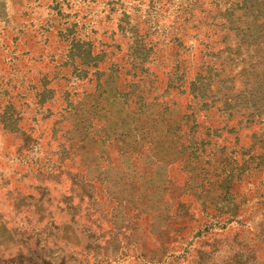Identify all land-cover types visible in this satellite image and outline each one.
Instances as JSON below:
<instances>
[{
  "label": "rangeland",
  "instance_id": "1",
  "mask_svg": "<svg viewBox=\"0 0 264 264\" xmlns=\"http://www.w3.org/2000/svg\"><path fill=\"white\" fill-rule=\"evenodd\" d=\"M244 1L0 0V264H264V122L187 91L223 37L217 96L264 81V0Z\"/></svg>",
  "mask_w": 264,
  "mask_h": 264
},
{
  "label": "trees",
  "instance_id": "2",
  "mask_svg": "<svg viewBox=\"0 0 264 264\" xmlns=\"http://www.w3.org/2000/svg\"><path fill=\"white\" fill-rule=\"evenodd\" d=\"M248 3V7L251 9L255 7V5H253L254 3H256V1L254 0H249L244 1L243 4H247ZM262 6H260L259 8L253 9L251 10L252 14H255L256 18H259L260 15L263 14L264 11V3L261 4ZM194 10L192 9L190 11V14L193 12ZM185 13V10L182 8H178L176 16L177 17H182ZM210 18L215 19L216 18V14H211ZM177 34L175 36V40H180L182 37L181 31L183 30V26H184V19L181 18V20H179V22H177ZM119 31H122L120 28H118L117 30H111L112 33H117ZM164 39V38H163ZM225 38L223 37L222 40H217L216 43L214 45L211 46V50L209 51V53H204L202 54L201 51H195V49H193L192 55H191V61H194L197 58H201L200 63L201 66L197 69L196 73L194 74L193 78H191L188 81V97L190 98V101H192V99L195 97H200V98H204L206 99V101L204 102L205 105H208L209 100L212 99V103L214 104V110L211 113L216 114L217 112H229L230 114H232V112H234V110H236V105H240V109L237 110V112L239 113V117H243L245 114L244 110L247 109L249 107V109H254L250 112V114H248V117H252V115H254L257 118H260V122L259 124L264 122V114L262 115V112L264 111V81L261 82V84H259V86L256 84H252L251 82L248 83V87H246L243 91L238 90L235 91V86H233V80H231L230 84H227V92H223V96H217L218 94V90L215 89L216 87L219 88V86L223 85L226 82H229L226 78H224L222 76V71L224 70L223 68V64L221 62L218 61H214L213 57L216 56V54L220 51H225L227 48H220L219 46H217L218 43L222 42ZM136 42H134V47L132 52L130 53V55L133 57V61L135 62H140L141 64L145 63L146 61H150L151 59V54L149 52V50L146 48V44L144 43L143 40H139L136 38ZM171 39H169L167 42H170ZM151 43H155L154 46H156L157 44H159L161 42L160 39L154 40L151 39L150 41ZM182 42H179V45H181ZM119 45V44H118ZM194 46V45H192ZM195 47V46H194ZM78 53L79 50H77ZM113 51H111L110 56L113 55L112 54ZM81 61V65L87 69L83 70L85 72L88 71L90 66H93V74H97L98 76L101 75V73L103 70L101 68V64H107V61L104 59V54L102 56L98 55V54H94L93 52L87 51L85 54H79L78 55ZM203 56H207L209 57V61H203ZM70 59H72V57L70 56ZM107 59V58H106ZM219 59V58H218ZM108 60V59H107ZM151 62V61H150ZM196 63V60H195ZM259 62H257L256 60H251L248 63V67L247 68H251L252 66L254 67V69H257V65ZM105 69H111L109 68H105ZM135 84H137V86H140V80L138 82H135ZM140 84V85H139ZM230 85V86H229ZM254 86V87H253ZM98 87V86H97ZM256 87V88H255ZM48 91V92H47ZM47 92V93H46ZM52 93L53 89H49L47 87L44 88L43 93L42 94H37L38 96V103L39 105L42 107L44 106V104H46L47 100H46V96H48V93ZM71 91H66V94L69 95ZM103 93V92H102ZM138 94H135V96H137L139 99L144 98L141 90H139L137 92ZM141 93V94H140ZM118 94L120 96L127 97V95L129 94V92H126V94L121 95V91L118 92ZM72 95V93H71ZM70 95V97H71ZM100 92L97 95V97H100ZM242 97V99H241ZM125 99V98H124ZM240 100V102H239ZM236 101V104H235ZM72 103V102H71ZM70 103V104H71ZM100 103H103L102 101ZM216 104V106H215ZM97 105V104H96ZM103 106V104H102ZM261 107V108H260ZM74 109V108H73ZM72 109V110H73ZM72 110H69V112H71ZM208 110V109H207ZM206 112V111H205ZM209 112V110H208ZM212 116L209 114H204V116ZM252 117V118H255ZM215 127L214 122L212 124H209V128L213 129ZM72 140V139H71ZM73 144V143H71ZM72 148V146H70ZM59 152V150H58ZM61 155V156H60ZM67 156H64L63 153L59 154V157L56 156L55 160L58 163V165L60 166L58 170L61 169V166L64 167V158H66ZM259 157L264 159V151L262 154L259 155ZM238 165L239 168H241V164H240V160H238ZM263 165V167L261 168V172H264V163L261 164ZM34 169H37V173L35 175V177H38L40 175H42V172L47 171L45 168L43 170V168L45 166H35L34 165ZM42 167V168H41ZM34 169L31 170L30 174H32V171H34ZM52 171V170H49ZM260 172V173H261ZM50 173V172H49ZM230 175H232V172H230ZM230 180H232V176ZM239 221L244 220V218L241 216L239 218ZM264 253V245L262 247V249H256L254 250L253 254H256L257 256H253V258L255 259V257L257 258V261H260L259 256L261 254Z\"/></svg>",
  "mask_w": 264,
  "mask_h": 264
}]
</instances>
